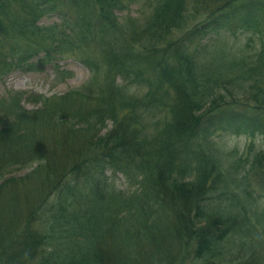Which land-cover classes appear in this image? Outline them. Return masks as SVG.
Wrapping results in <instances>:
<instances>
[{
  "label": "trees",
  "instance_id": "16d2710c",
  "mask_svg": "<svg viewBox=\"0 0 264 264\" xmlns=\"http://www.w3.org/2000/svg\"><path fill=\"white\" fill-rule=\"evenodd\" d=\"M133 3L144 20L118 14ZM187 4L0 0V75L63 55L91 73L32 109L0 99V264H264V0ZM235 22L254 51L225 41L206 73L204 39ZM227 131L262 138L242 174L215 141Z\"/></svg>",
  "mask_w": 264,
  "mask_h": 264
},
{
  "label": "rangeland",
  "instance_id": "374dc122",
  "mask_svg": "<svg viewBox=\"0 0 264 264\" xmlns=\"http://www.w3.org/2000/svg\"><path fill=\"white\" fill-rule=\"evenodd\" d=\"M197 3L198 0H188V9L192 10ZM149 12V8H144L138 3H133L128 5L124 11L118 12V14L121 17L130 15L144 20ZM202 18L203 16H199L195 21L190 22V25ZM60 21L61 18L57 14H51L50 16L43 17L39 24L48 25ZM240 24L241 22H235L236 26L232 27L231 30H222L219 36L220 38L217 40H215L213 33L207 35L204 39L205 42L208 41L212 45V48L207 51V65L204 69L206 73L211 74L213 72V63L225 56V41L228 43L227 46H233L235 48L245 47L254 51L253 48L256 45L257 35L251 29ZM56 65L61 70L71 71L73 74L69 77H64V79L57 80ZM90 76V69L78 57L73 55L55 57L47 63H40L36 68H30L26 64L14 65L5 74L0 75V99L6 97L11 92H24L26 95L22 104L26 108L32 109L37 104L29 101L27 96L34 93L44 94L46 96L59 95L71 90H79L89 81ZM109 124L111 125V122ZM215 141L223 148V153L229 159L230 164L239 163L240 174L248 167V163L255 158L257 150L262 145L261 136L254 137L247 134H235L230 131L222 132L218 136H215ZM25 171L27 170H22L18 173H24ZM107 175L116 183L118 188L122 190L128 188V181L122 173L113 174L111 170H108ZM250 181L252 187L260 191L261 185L254 173L251 174ZM257 197L258 199L261 198V196ZM191 256H178L176 264L180 262L182 264H188L189 262L190 264Z\"/></svg>",
  "mask_w": 264,
  "mask_h": 264
}]
</instances>
